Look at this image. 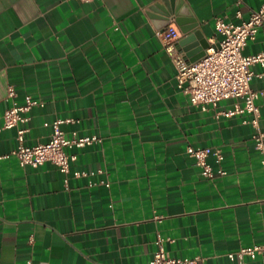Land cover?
I'll return each mask as SVG.
<instances>
[{
	"label": "crops",
	"instance_id": "1",
	"mask_svg": "<svg viewBox=\"0 0 264 264\" xmlns=\"http://www.w3.org/2000/svg\"><path fill=\"white\" fill-rule=\"evenodd\" d=\"M263 3L0 0V264H147L159 236L171 256L196 264H264L259 255L229 256L264 244V167L254 138L264 134V94L258 127L248 112L224 113L242 98L206 110L192 104L156 34L177 22L178 9L215 43L218 16L238 24ZM185 36L176 44L184 55ZM263 51L260 29L243 53ZM251 69V86L263 89L264 64ZM28 95L41 104L3 128L5 111ZM60 119L67 133L102 139L77 150L68 174L52 161L32 167L3 157L19 127L35 145ZM191 146L220 150V163L215 155L209 162L227 173L204 176Z\"/></svg>",
	"mask_w": 264,
	"mask_h": 264
},
{
	"label": "built area",
	"instance_id": "2",
	"mask_svg": "<svg viewBox=\"0 0 264 264\" xmlns=\"http://www.w3.org/2000/svg\"><path fill=\"white\" fill-rule=\"evenodd\" d=\"M79 1L89 3L95 0ZM215 28V34H221L222 38L209 44L205 55L193 62H189L185 55L177 50L176 44L182 38L183 32L176 21H170L166 26L158 29L156 34L171 54L177 68L178 82L184 87L192 104L206 110L209 106L216 107L223 100L242 98L243 105L236 104L234 109L224 113L231 116L248 112L252 114V123L258 127L260 109L256 101L260 95L264 94V88L256 90L251 86L254 74L251 66L256 63L264 64V51L246 55L243 50L249 40L257 38L260 29L264 30V3L259 9L252 11L247 20L238 24L227 22L225 17L218 16ZM15 95L14 87L9 86L7 97L14 98ZM39 104H41L40 101L30 95L26 97V103L23 105L13 103L3 115V128L19 126L29 119L26 113L31 107ZM64 121L66 120L54 121L50 139L35 145L26 144V128L19 127L17 146L3 157H15L21 166L32 167L52 161L63 173L68 174L71 163L78 158L77 150L90 144L100 143L102 139L96 134H79L78 131L67 133L62 128ZM254 138L262 154L264 167V134L258 129ZM187 151L207 178L213 179L227 173L222 166L215 169L209 162V156L215 155L217 162L220 163L223 158L220 150L191 146ZM90 185H93V182H90ZM157 218L161 220V217ZM167 240L172 241L171 238ZM165 241V238L158 237L157 249L147 264H196L197 258L171 256L165 248ZM247 255L251 257L259 255L264 260V244L242 248L229 254L231 258L238 256L240 259Z\"/></svg>",
	"mask_w": 264,
	"mask_h": 264
},
{
	"label": "water",
	"instance_id": "3",
	"mask_svg": "<svg viewBox=\"0 0 264 264\" xmlns=\"http://www.w3.org/2000/svg\"><path fill=\"white\" fill-rule=\"evenodd\" d=\"M175 12L178 15L177 22L181 25L182 31L186 35L183 41L180 42L186 54V59L189 62H193L202 58L206 53V49L209 47V43L202 38L200 30H195L197 24L193 19H189L184 15V18L181 19L180 17L182 14H180L179 10L177 9ZM189 22H191L192 25L188 26ZM193 29L194 31L191 32Z\"/></svg>",
	"mask_w": 264,
	"mask_h": 264
}]
</instances>
